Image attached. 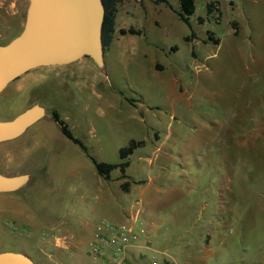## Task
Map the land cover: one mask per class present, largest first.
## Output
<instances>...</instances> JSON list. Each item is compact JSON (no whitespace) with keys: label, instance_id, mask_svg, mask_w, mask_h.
<instances>
[{"label":"rangeland","instance_id":"obj_1","mask_svg":"<svg viewBox=\"0 0 264 264\" xmlns=\"http://www.w3.org/2000/svg\"><path fill=\"white\" fill-rule=\"evenodd\" d=\"M192 1L186 25L178 0H124L102 68L84 57L0 92V121L26 101L45 111L0 144V173L30 178L3 206L25 221L0 212V252L58 264L48 233L105 221L131 227L127 264H164V250L184 264L186 246L205 243L193 252L201 263L187 264H264V0ZM120 26L139 34L120 37ZM52 111L97 162L119 164L118 150L141 142L124 177H99Z\"/></svg>","mask_w":264,"mask_h":264},{"label":"water","instance_id":"obj_2","mask_svg":"<svg viewBox=\"0 0 264 264\" xmlns=\"http://www.w3.org/2000/svg\"><path fill=\"white\" fill-rule=\"evenodd\" d=\"M20 33L0 46V92L13 80L38 67L65 65L88 58L103 67L100 41L101 0H26ZM140 1V0H135ZM43 116L32 106L9 121H0V143L21 135ZM26 175L0 174V193L19 189ZM0 264H33L21 253L0 252Z\"/></svg>","mask_w":264,"mask_h":264},{"label":"crops","instance_id":"obj_3","mask_svg":"<svg viewBox=\"0 0 264 264\" xmlns=\"http://www.w3.org/2000/svg\"><path fill=\"white\" fill-rule=\"evenodd\" d=\"M231 1L232 0H230L229 3H231ZM25 3L27 6L26 0H0V46L8 43L10 40H12L14 37H16L20 33V31L22 30V26H23V22H24V15H25V10H24V13L22 16V12H23L22 7L24 6ZM26 6H25V9H26ZM126 7L127 6H125L124 8L126 9ZM116 9H117V7H116ZM230 11H231L230 15H233L232 8H230ZM230 17H231V23L233 25V28H237L238 27L237 21L235 22V20H233V17L232 16H230ZM127 21L128 20H126V19H122V20L119 19L118 20L119 23L122 22L124 24L130 25L129 23H127ZM115 23H116V18H114V27H115ZM121 27L122 26L118 27L117 29L119 30V28L121 29ZM114 32H115V28H114ZM114 32H113V34H114ZM125 35H127V34H125ZM125 35H122L120 37H123ZM112 40H113V38H112ZM81 59H83V58H81ZM58 66H62V65H58ZM51 67H55V66L38 67V68L31 69L27 72H31V71L32 72H38V71H41L42 69H50ZM37 69H40V70H37ZM25 103H30V104L27 105ZM25 103H24L25 104L24 110H26V109L34 106V105L39 106L36 103H31L28 101H26ZM42 110H43V116L41 118L45 117V111H44V109H42ZM23 111H21V112H23ZM40 119H38L36 122H38ZM36 122H34L33 124H35ZM32 125H30V126H32ZM28 128H26V130ZM26 130L21 135H23L26 132ZM21 135H19L18 137L14 138V139L8 140V141L16 140L19 137H21ZM5 142H7V141H5ZM1 143H3V142H1ZM23 175H25V174H23ZM12 176H19V174L10 175L8 177H12ZM29 180H30V178L27 176L26 183ZM13 192L14 191L0 193V212L3 213V215H7V217H9V220L18 219L19 220L18 223H21V222L25 221V218H24L25 215L22 211L16 210V209H11V210L6 209L5 210V208L3 207L5 205L7 199H8V194H11V193L13 194ZM136 204H139V203H136ZM117 224H126V223H117ZM93 226L82 223L80 226L77 227L76 231L74 229H72L71 227H68L65 232H60V233L57 232L58 236L54 235V232L48 233V237H50V239L48 240L47 239L48 237L45 239L46 240L45 244L48 245V250H51L48 252L49 253L48 255H51L54 252L58 264H94L90 260L88 254H87L88 242L90 240V235H91V231H92ZM43 246H44V243H43ZM137 248L138 247L135 246V244H131L127 248L126 253L129 252L130 254L134 255L135 250ZM53 249H55V250H53ZM206 249H207V243L203 244L202 246H193V245L186 246L185 251H188V257H186L185 254L182 256V259L184 257V261H185L184 264L191 263V260H196V262L201 263V261L203 260V258L201 257V254L200 255L199 254L194 255L193 252L195 250H199L200 252H203ZM56 250L62 251L63 255L57 256ZM161 255L163 258H165V260H167V261H164V264H171L169 261L174 262V258L171 259V257L166 254L165 250L161 252ZM125 256H126V254H125ZM126 261H127V256H126ZM151 264H154V263H151Z\"/></svg>","mask_w":264,"mask_h":264},{"label":"trees","instance_id":"obj_4","mask_svg":"<svg viewBox=\"0 0 264 264\" xmlns=\"http://www.w3.org/2000/svg\"><path fill=\"white\" fill-rule=\"evenodd\" d=\"M124 0H101V5L103 8V20L101 23V30H100V41L102 49L107 48L113 38V32H114V18L116 14V7ZM154 4L159 3H165L164 0H153ZM179 5V12H175L177 18L179 21L183 22L184 24L188 25V17L193 13L194 5L192 0H178ZM214 4L208 3L206 4V10L208 12L211 11V8ZM118 34L120 36L128 34V35H138L139 31L134 30L132 28H128L126 30L119 29ZM50 118L53 122L57 124L59 127L60 133L69 141H71L73 144L80 147V149L86 154L88 159L90 160L91 164L94 167L95 173L103 178L108 179L109 174L115 170L118 169L121 173L120 177H124L123 172L124 169L127 167L128 163L126 161V158L128 155H130L135 147L141 144V142H130L126 147L120 148L118 150V156L121 162L119 164H107L103 162H97L95 161L91 156H89L86 153L85 147L82 145V143L77 139L74 138L70 131L68 130L67 126L64 124V122L59 118V116L55 112L50 113ZM127 186L126 183L121 184V188L125 189Z\"/></svg>","mask_w":264,"mask_h":264},{"label":"built area","instance_id":"obj_5","mask_svg":"<svg viewBox=\"0 0 264 264\" xmlns=\"http://www.w3.org/2000/svg\"><path fill=\"white\" fill-rule=\"evenodd\" d=\"M132 229L127 224L100 221L94 224L87 254L94 264H127Z\"/></svg>","mask_w":264,"mask_h":264}]
</instances>
